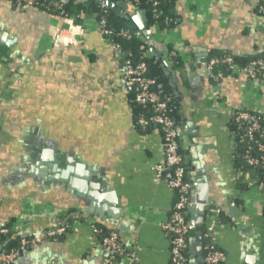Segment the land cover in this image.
<instances>
[{"label": "crops", "instance_id": "0c3cea01", "mask_svg": "<svg viewBox=\"0 0 264 264\" xmlns=\"http://www.w3.org/2000/svg\"><path fill=\"white\" fill-rule=\"evenodd\" d=\"M137 8L147 16L135 6L124 13L134 16ZM174 14L170 28L148 22L151 40L134 34L151 42L147 57L169 65L166 73L161 67L173 78L174 121L191 195L197 178L207 180L201 232L210 209L218 208L227 219L213 234L225 255L221 264H264L262 196L239 188L230 125L238 109L264 111V85L244 74L217 79L207 68L214 54L264 56V0H176ZM97 23L66 22L0 0V48L7 53L0 57V229L44 232L69 217L76 229L22 251L18 264H107L92 225L118 234L124 254L113 264H169L162 226L175 194L167 177L155 181V167L164 161L161 133L135 127L118 54ZM167 49L179 58L178 67ZM45 150L54 152L60 169L67 158L83 168L87 179H75L85 183V196L48 179ZM97 175L99 191L91 190ZM197 231L187 240V264H201L189 263Z\"/></svg>", "mask_w": 264, "mask_h": 264}, {"label": "built area", "instance_id": "2783aa9c", "mask_svg": "<svg viewBox=\"0 0 264 264\" xmlns=\"http://www.w3.org/2000/svg\"><path fill=\"white\" fill-rule=\"evenodd\" d=\"M17 9H35L47 13H54V10L60 11L55 13L61 16L66 22L73 21L74 18L65 14L60 5V1H51L48 5H40L36 0H9ZM109 0H100L101 13L105 16V7ZM129 6L139 7L141 2L146 1L152 8L153 17L156 18L158 6L163 0H121ZM100 33L118 54V74L120 76L122 89L126 97L128 90H135L134 98L129 102H134L142 107H149L151 115L149 117L140 113L136 116L135 124L137 127L145 130L150 127H156L161 133V145L163 149L164 161L155 167V181L158 182L166 179L167 186L175 194V202L172 204L168 217L162 228L169 239V264H187L186 244L189 237L188 209L191 207V184L186 176L183 155L180 151L179 133L176 124L166 114V103L159 95L151 89L155 81L148 76L147 66L145 63H134L126 57L120 45L112 42L109 37L112 35L121 36L126 39L131 38V33L126 30L114 32L106 28V22L103 18L97 21ZM152 27H158L154 24ZM55 42H59L60 34L56 31L53 37ZM171 54H174L172 52ZM6 61V60H5ZM217 64H225L231 74H244L253 82V84L264 85V61L255 60L247 67L241 68L236 65L231 58H215L208 62V70L212 74V69ZM215 78H223L221 74L212 75ZM237 125L238 132L232 133V154L234 161L236 157L237 146L243 148L241 154L242 160L251 169L259 168L264 174V111L254 112L247 109H238L233 116ZM235 175L238 180H242L247 185V190L255 187L262 196V208L264 214V180L252 179L248 172L235 166ZM220 210L214 208L210 211L209 222L202 232V237L208 238L209 243L203 246V264H219L225 259L224 253L217 248L214 241V230L218 221ZM78 220V219H77ZM76 231L72 224L58 222L53 228L44 232H21L15 226L0 229V264H14L18 255L29 248L35 247L49 239L61 237L62 235ZM92 233L95 239H98L102 250L107 255V264H113L118 257L124 254L122 243L119 236L113 231H103L97 226L92 225ZM14 238L17 246L9 251L3 250V241ZM132 259V262H135Z\"/></svg>", "mask_w": 264, "mask_h": 264}, {"label": "trees", "instance_id": "16d2710c", "mask_svg": "<svg viewBox=\"0 0 264 264\" xmlns=\"http://www.w3.org/2000/svg\"><path fill=\"white\" fill-rule=\"evenodd\" d=\"M51 1L59 3V0H36V2L40 5L43 4L48 5ZM175 2L176 0L161 1L160 5L158 6L156 18L153 17L152 8H150V5L146 1L141 2L139 7L146 9L148 22L151 26L156 24L160 28H170L176 24V15L174 14ZM100 4H101L100 0H70V2L66 5L60 3L62 11L68 16L73 17L76 23H81L87 18H95V20L97 21H100L104 18L107 29H110L114 32H118L120 30H126L131 33L130 39H126L121 36H115V35H112L111 37H109V39L112 42L118 43L122 51L125 53L126 57L129 58L132 62H134L135 64L140 62L146 64L147 66L146 76H148L149 78L155 81V84L151 87V89L155 91L159 95V97L166 103V114L174 121L175 109L173 105V94H172L174 84L172 81L173 80L172 75L171 74L164 75L160 60H156L153 56L151 57L146 56V52L149 51L151 48L150 41L142 40L136 37L134 32L127 28L126 21L123 19V17L118 15L114 10L105 7V16H103V14L101 13L102 9L100 7ZM54 11H55L54 13L60 12L58 10H54ZM167 50H168L167 51L168 59L170 60L172 66L178 67L179 58L175 53L171 54L173 52L171 49H167ZM6 56H7L6 50H1L0 48V57H6ZM224 57L231 58L232 61L241 68L247 67L251 62L255 60L264 61V56L253 57V58L252 57L234 58L222 54H214L212 57H210V60L215 58L220 59ZM261 73H264V71H261ZM218 74H221L222 77L234 76V74H231L230 71L226 68L225 64H217L213 67L212 75H218ZM134 94H135V90L133 88L128 90V97H127L128 102L134 98ZM129 104L130 107L132 108L134 124H135L136 116L138 114L143 113L147 117L151 115L149 107H142L134 102H129ZM230 125L232 131L237 133L238 132L237 125L234 122L233 117L231 119ZM135 127L138 130L143 131V129L137 127L136 124ZM236 152H237L236 157L234 159L235 166L237 168L242 169V171L244 172H248L250 174V178L252 179L264 180V174L259 168L251 169L247 166L246 163L243 162L241 156L243 152V148L237 146ZM240 181L241 183L238 184L239 188L242 189V191H246L247 190L246 183L245 182L243 183L241 179ZM210 210H214V207L211 208ZM74 219H75L74 217H69L64 221V223L72 224L75 221ZM218 221L219 223H224L227 221V219L223 216L221 212L218 214ZM191 234H193V232L189 231V235ZM209 242H210L209 239L204 237L202 246H205ZM2 243H3L4 251H9L11 248H15L17 246V241L14 238H9L8 241H3ZM118 258L116 259V261L118 260Z\"/></svg>", "mask_w": 264, "mask_h": 264}, {"label": "water", "instance_id": "95a60500", "mask_svg": "<svg viewBox=\"0 0 264 264\" xmlns=\"http://www.w3.org/2000/svg\"><path fill=\"white\" fill-rule=\"evenodd\" d=\"M61 4L66 5L70 2V0H59ZM117 6L121 11V15H123L126 26L129 30L133 31L137 36L141 38H146L147 40H151L152 38V32L148 28V21L146 12L142 9L137 8L135 11L134 16L129 17L124 12L126 10H129V5L125 4L121 0H116L115 4L107 3L108 8H114ZM116 8V7H115ZM153 55L154 52L152 51ZM157 59L161 58V55L156 56ZM164 68V72L169 70V65L165 60H162V65ZM42 159L46 161V164L48 165V174L49 180H56L65 182L68 184V188L72 190H76L77 193L81 196L84 195V182L78 181L75 178H85L87 179V174H82V167L81 166H75L74 161L72 158L66 159V167L64 169H60L58 167V161L55 159L54 152L52 150H45L42 153ZM188 163L185 162L184 165H187ZM186 168V167H185ZM199 171L197 173L203 172V166L202 169L198 168ZM187 171V170H186ZM90 189H97L99 191V180L98 175L96 179L94 180V185H90ZM89 199H92V196L88 195ZM207 199H208V193H207V180L205 177L203 178H197V183L193 184V194L191 195V207L188 209L189 213V230L195 231L198 229V231L195 233L194 237V244L196 245L194 247V251L192 252V255L194 257L189 259V263H195L200 262L203 264V237H202V226L205 220L206 216V207H207ZM236 209V208H235ZM20 258V254L18 255V258L14 264H18Z\"/></svg>", "mask_w": 264, "mask_h": 264}, {"label": "rangeland", "instance_id": "374dc122", "mask_svg": "<svg viewBox=\"0 0 264 264\" xmlns=\"http://www.w3.org/2000/svg\"><path fill=\"white\" fill-rule=\"evenodd\" d=\"M248 193H251V194H254L257 192L256 188L255 187H252L250 189L247 190Z\"/></svg>", "mask_w": 264, "mask_h": 264}]
</instances>
